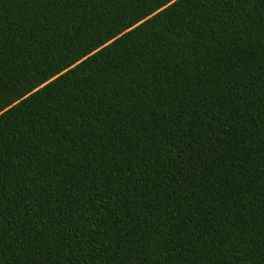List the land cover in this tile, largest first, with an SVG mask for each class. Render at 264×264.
Returning <instances> with one entry per match:
<instances>
[{"label":"snow or ice","instance_id":"1","mask_svg":"<svg viewBox=\"0 0 264 264\" xmlns=\"http://www.w3.org/2000/svg\"><path fill=\"white\" fill-rule=\"evenodd\" d=\"M3 2L0 0V7ZM32 2L41 6L40 19L49 31L59 35L58 29L65 17L79 20L81 13L89 11L95 15L96 8L108 7L116 0ZM182 6L194 9L193 19L195 14L205 10L215 12L218 17L224 13L226 27L236 21L243 22L242 15L257 10L264 18V0H150L151 25L168 32V21ZM50 15H55V19L47 20ZM111 19L106 14L101 28H107ZM182 22L189 24L188 20ZM144 27L149 24L144 23ZM123 28L128 30L121 33L123 39L116 38V33L109 29L104 35H97L93 47L102 55L106 54L142 30L135 21L124 24ZM85 52L87 55L80 53L83 61L80 56L75 57V63L68 61L75 71L64 64L61 73L59 67L53 69L48 63L39 75L34 73L27 77L25 66L23 73L16 68L11 77L5 78L6 61H10L11 56L0 43V264L11 253L22 256L27 264H49V257H58L63 264H85L86 256L115 257L111 264H128L127 257H132L135 264H149L150 250L156 251L157 237H163L159 243L164 251L172 245L173 255L179 254L183 264H189L188 257H196L209 242L210 233L215 232L212 225L220 215L214 213L223 215L225 228L246 222L250 232L253 224H259V264H264V206L257 214L251 201L241 199L237 206L230 195L221 193L213 202L200 193L201 189L211 186L205 183L209 176L219 179V174L208 166L223 156L225 148L237 144L231 131L225 128V121L229 119L225 112L241 118L232 121L233 130L243 123L245 113L253 106L251 102L245 104L248 82L238 81L235 76L219 81L222 93L204 92L199 100L195 99L197 93L191 90L193 86L189 82L182 96L192 100L185 105L181 99L174 106L171 100H166L164 85L177 89L172 81H164L154 86L159 93L156 99L149 97L147 104L135 101L140 105L135 109L128 104L123 115L119 109L125 104L114 109L104 103V96L99 93L95 94V99L92 93L82 98L79 87L70 97L49 99L57 85H64L97 59L91 48ZM229 71L239 74L244 70L233 64ZM260 83L264 85V79ZM260 93L264 101V87ZM39 101L44 102L40 105L42 112L37 109ZM29 104L33 107L24 111ZM109 113H113V118H109ZM116 117H120L119 122ZM261 120L264 121V116ZM13 128L18 129L21 136L29 137L28 144H20L15 132L12 142L4 139L5 133ZM195 129H199V133L192 135ZM261 131L264 132V128ZM45 133L55 136V140L45 144L37 157L32 139ZM125 133L136 134L140 140L147 139L151 149L143 156L141 148L125 157L130 165H135L127 172L122 170L120 157L109 147L118 148L121 138L127 139ZM256 148L257 145L252 144L244 151ZM259 148L264 149V136ZM77 154L83 159L78 161ZM260 155V169L264 173V151ZM69 156L73 157L71 161ZM58 158L59 167H56ZM109 158H114L109 165L111 175L97 183L100 177L97 169L102 171ZM137 158L138 165L135 164ZM154 174L157 178L153 180ZM113 177L116 184L111 183ZM253 179L261 177H249V183ZM85 192L88 195H84ZM240 195L243 197L244 192ZM161 219L171 225L169 236H164L159 228ZM229 239L230 234H223L221 243L227 251L235 253L237 249L229 244ZM49 241L55 251L49 248ZM237 243L244 252L255 255L251 251V240ZM211 249L219 251V246L212 243ZM117 252L122 255L117 257ZM206 255L200 259L204 260ZM232 259L236 264L235 255Z\"/></svg>","mask_w":264,"mask_h":264},{"label":"trees","instance_id":"2","mask_svg":"<svg viewBox=\"0 0 264 264\" xmlns=\"http://www.w3.org/2000/svg\"><path fill=\"white\" fill-rule=\"evenodd\" d=\"M149 6L150 0H116L108 7L101 5L96 8L95 15L89 11L81 13L79 20L65 17L58 29L59 35H56L55 31H49L46 24L41 21L40 5L33 3L32 0H4L0 7V43L11 56V60L6 61L8 67L5 69L4 76L11 77L16 68L23 73L25 66L28 69L25 73L27 77H31L34 73L39 75L41 69L48 63L53 65V69L59 67L63 73L62 65L68 64L69 60L75 63L76 56H80L81 52L87 55L85 50L91 48L97 59L85 71L77 72L64 85H57L49 99L70 97L79 87L81 89L79 96L82 98H87L92 93L95 99V94L99 93L104 96V103L111 104L114 109L119 108L120 104H125L124 108L119 109L122 115L127 111L128 104H132L135 109L140 106L134 103L135 101L147 104L149 97L156 99L159 93L154 86L164 81H172L174 89H177H168L167 84L164 85L166 100H171L174 106L178 105L181 99L185 105L192 100L191 97L182 96L189 82L193 86L191 90L197 93L196 100L201 99L204 92L211 93L216 90L217 94L222 93L223 89L219 81L231 80L235 76L238 81L248 82L249 86L244 96L245 104L251 102L253 105L249 109L250 115L245 113L243 123L233 130L232 121H239L241 118L239 115L233 117L231 113L225 112V115L229 117L225 121V128L231 131L237 144L225 148L223 156L213 165L208 166L212 172L219 174V179L209 176L205 183L211 186L201 189L200 193L206 198H211L213 202L221 193L230 195L237 201V206L241 199L251 201L259 214L260 207L264 206V182H262L264 173L260 169V153L264 149L259 148L261 137L264 136V132L261 131L264 128V121L261 120L264 116V101L260 99V89L264 87L260 83L261 79H264V59H262L264 57V18H261L257 10L246 16L242 15L243 22L236 21L226 27L224 13L218 17L215 12L205 10L202 14H195L193 19L194 9L182 6L168 21L170 30L163 32L158 25H151L152 14L148 11ZM106 14L112 19L107 28H101ZM46 19L52 21L55 15L47 16ZM183 20H188L189 24L185 25ZM134 21L142 30L137 31L136 35L128 40H124L114 50L102 55L93 47L97 35H104L109 29L116 33V38L123 39L121 33L128 31L123 28V25ZM140 21L148 23L149 27H144V23ZM172 25L175 26L171 27ZM185 27L188 28L187 32ZM105 43L107 44V41ZM80 60L83 61L84 56H80ZM233 64L244 71L239 74L236 71H229ZM68 67L75 71L72 64H68ZM173 77L176 78L175 81ZM49 80L51 81V77ZM43 103V101L37 103V109L40 112L43 111V107L40 106ZM32 107L33 105L29 104L24 111ZM33 115H36L35 111ZM108 115L110 119L113 118V113ZM115 119L119 122L120 117ZM13 132L16 133L20 144H28L29 137L21 136L16 128L6 132L4 139L12 142ZM198 133L199 129H195L192 135ZM125 135L127 139L122 137L118 148L109 147L120 157L119 163L123 166L122 170L127 172L133 170L135 165H130L125 157L134 155L141 148L143 156L151 149L147 139L140 140L136 134L125 133ZM53 140L55 136H48L47 133L32 139V144L36 145L34 149L36 156H40L45 144ZM252 144H256L257 148L251 152H245L244 149ZM75 158L78 161L83 159L78 154ZM72 159V156L68 157L69 161ZM113 159L105 160L102 171L97 169L100 172L97 183L101 180L106 181L111 175L109 165L112 164ZM59 161L60 158L56 167H59ZM139 163L140 160L137 158L135 164ZM249 177H261V179H253L249 183ZM156 178L154 174L153 180ZM111 183H117L114 177ZM241 192H244L243 197L240 195ZM84 195L88 193L85 192ZM80 199H83V196ZM85 203L87 204V201ZM214 215H220V218L212 225L215 232L210 233L209 242L198 251L196 257H188L189 264H234L232 259L234 255L236 264L240 262L259 264L261 258L259 224H253L250 232L247 230L246 222H239L235 226L225 228L223 215L218 213ZM158 224L164 236H169L172 228L167 220L161 219ZM88 227L91 228V225ZM223 234H230L229 244L237 249L235 253L227 251L221 243ZM156 239V251L152 253L150 250L149 264H183V258L179 254L173 255L172 245H168V250L164 251L159 243L163 237ZM246 240H251V251L255 253L254 256L244 252L237 243V241L243 243ZM212 243L219 246V251L211 249ZM48 246L55 251L51 241L48 242ZM205 254H207L206 258L201 260L200 257ZM120 255L122 253H116L117 257ZM114 258L86 256L85 264H111ZM127 262L135 264L132 257H127ZM3 264H27V261L22 256L11 253L7 255ZM49 264H63V261L58 257L55 259L49 257Z\"/></svg>","mask_w":264,"mask_h":264}]
</instances>
